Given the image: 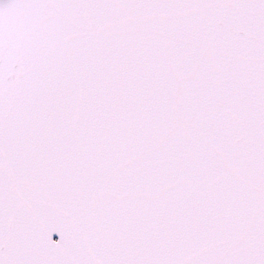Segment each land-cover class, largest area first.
Here are the masks:
<instances>
[{"label": "snow or ice", "instance_id": "6c2138e0", "mask_svg": "<svg viewBox=\"0 0 264 264\" xmlns=\"http://www.w3.org/2000/svg\"><path fill=\"white\" fill-rule=\"evenodd\" d=\"M0 264H264V0H0Z\"/></svg>", "mask_w": 264, "mask_h": 264}]
</instances>
